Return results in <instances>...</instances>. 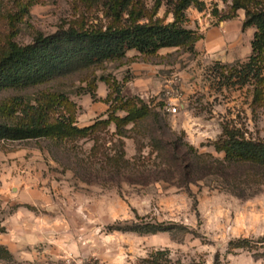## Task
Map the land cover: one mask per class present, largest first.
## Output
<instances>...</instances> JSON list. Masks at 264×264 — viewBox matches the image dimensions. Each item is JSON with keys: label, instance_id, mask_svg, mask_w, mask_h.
<instances>
[{"label": "rangeland", "instance_id": "374dc122", "mask_svg": "<svg viewBox=\"0 0 264 264\" xmlns=\"http://www.w3.org/2000/svg\"><path fill=\"white\" fill-rule=\"evenodd\" d=\"M4 1L17 20L10 28L1 17V44L110 21L106 0ZM141 1L154 19L174 20L168 0ZM202 1V11H186L185 26L202 36L194 51L132 49L38 85L0 90L2 113L12 97L31 104L45 97L51 112L78 127L110 119L61 140L0 139V264H139L159 249L182 264H264V190L240 198L213 174L180 172L177 163L193 151L173 153L178 143L222 157L214 142L229 120L264 139V105L252 106V86H230L217 65L248 56L224 60L236 38L228 35L223 48H214L209 37L231 19V0ZM193 11L202 12V21ZM133 107L147 115L118 127L116 118ZM2 113L6 122L17 120L18 112Z\"/></svg>", "mask_w": 264, "mask_h": 264}, {"label": "trees", "instance_id": "16d2710c", "mask_svg": "<svg viewBox=\"0 0 264 264\" xmlns=\"http://www.w3.org/2000/svg\"><path fill=\"white\" fill-rule=\"evenodd\" d=\"M104 6L110 18L107 25H72L48 35L38 32L28 44H19L10 37L0 43V90L38 85L55 76L124 57L132 49L151 54L162 48L184 46L194 51L202 38L194 29L185 26L187 9L195 6L202 11L205 8L202 0H168L174 15V20L169 23L148 15L141 0H106ZM239 9L246 11L243 28H255L252 52L246 61L217 65L221 77L230 86H252V106L257 109L264 105V0H231L232 14L228 17L235 18ZM4 15L11 28L17 20V13L9 17L5 1L0 0V19ZM145 17L147 21H144ZM10 101L11 109L7 107L4 113L0 109V113L7 118L8 114L15 116L18 112L14 117L17 120L6 122L0 117V139L51 137L61 140L65 136L87 134L110 121L78 127L69 119L51 112L53 101L46 103L45 97L38 98L34 104L26 103L21 96L12 97ZM126 110V117L116 118L118 127L129 122L138 124L147 115L146 111L143 113L136 107ZM180 147L176 143L173 153L194 152L184 165L177 163L180 172H197L203 177L213 174L223 190L240 198H250L264 190V139L248 136L247 131L233 120L225 123L221 136L214 142L215 151L222 153V157L209 152L198 154L193 146L187 150ZM197 179L191 177L188 182H196ZM139 264L182 263L173 261L167 250L159 249L141 259Z\"/></svg>", "mask_w": 264, "mask_h": 264}, {"label": "crops", "instance_id": "0c3cea01", "mask_svg": "<svg viewBox=\"0 0 264 264\" xmlns=\"http://www.w3.org/2000/svg\"><path fill=\"white\" fill-rule=\"evenodd\" d=\"M191 16H193L195 19L199 18L202 21V12L200 11H196V13L193 11V14ZM245 18L246 11L244 9H239L235 18L225 20L223 22L224 25L222 26V28L215 30L212 33V36H209L210 39H213L211 44L214 48H223L228 35L236 38L235 43L230 46V53L224 54V60H228L230 62L237 58H245L251 54V41L253 39L255 28L248 27L244 29L243 22Z\"/></svg>", "mask_w": 264, "mask_h": 264}, {"label": "built area", "instance_id": "2783aa9c", "mask_svg": "<svg viewBox=\"0 0 264 264\" xmlns=\"http://www.w3.org/2000/svg\"><path fill=\"white\" fill-rule=\"evenodd\" d=\"M169 110L172 111V112H176L177 111V107L176 106L170 107Z\"/></svg>", "mask_w": 264, "mask_h": 264}]
</instances>
